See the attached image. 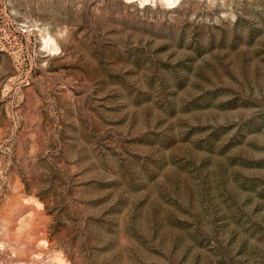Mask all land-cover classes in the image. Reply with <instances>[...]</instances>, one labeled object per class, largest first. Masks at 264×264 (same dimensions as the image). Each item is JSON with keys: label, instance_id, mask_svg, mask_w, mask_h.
<instances>
[{"label": "rangeland", "instance_id": "rangeland-1", "mask_svg": "<svg viewBox=\"0 0 264 264\" xmlns=\"http://www.w3.org/2000/svg\"><path fill=\"white\" fill-rule=\"evenodd\" d=\"M0 264H264V0H0Z\"/></svg>", "mask_w": 264, "mask_h": 264}, {"label": "bare ground", "instance_id": "bare-ground-1", "mask_svg": "<svg viewBox=\"0 0 264 264\" xmlns=\"http://www.w3.org/2000/svg\"><path fill=\"white\" fill-rule=\"evenodd\" d=\"M167 2H171V1H173V0H166Z\"/></svg>", "mask_w": 264, "mask_h": 264}]
</instances>
